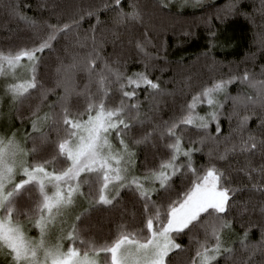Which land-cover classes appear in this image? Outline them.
I'll return each instance as SVG.
<instances>
[{
	"label": "snow or ice",
	"instance_id": "1",
	"mask_svg": "<svg viewBox=\"0 0 264 264\" xmlns=\"http://www.w3.org/2000/svg\"><path fill=\"white\" fill-rule=\"evenodd\" d=\"M242 2L214 12L210 19L221 27L209 29L210 48L230 43L221 39L230 20H251ZM171 6L172 0H156L154 11ZM176 6L197 7L201 0ZM28 7L14 2L9 11L34 29L32 35L0 49V264H264V65L259 73L244 69L202 84L178 114L157 119L156 97L175 89L153 75L164 69L150 63L161 58L146 52L154 39L152 14L138 0H130L128 10L123 0L79 3L54 13L55 23L28 17ZM102 16L125 30L139 29L135 48L144 54L143 70L129 73L119 52L102 54ZM109 31L113 43L120 39ZM61 40L64 52L69 45L81 52L67 63L57 57L55 84L48 87L39 68L48 54L61 51ZM236 82L246 90L233 95L228 88ZM110 93L118 94L114 104ZM33 96L37 102L24 108ZM200 105H206L202 114ZM253 118L255 129L249 127ZM141 147L150 150L144 161ZM197 153L205 163L197 164ZM233 172L247 183H234ZM245 191L259 192L260 202L241 197ZM126 194L140 207L131 230L123 218L135 220L136 211L135 204L121 207ZM97 206L119 208L121 216L114 237L102 242L84 223ZM254 230L259 239H252Z\"/></svg>",
	"mask_w": 264,
	"mask_h": 264
},
{
	"label": "trees",
	"instance_id": "2",
	"mask_svg": "<svg viewBox=\"0 0 264 264\" xmlns=\"http://www.w3.org/2000/svg\"><path fill=\"white\" fill-rule=\"evenodd\" d=\"M14 2L29 5L24 13L28 17L49 20V22L55 23L56 15L54 13L70 10L76 4L88 3L92 2V0H0V49L10 46L12 42L21 43L27 41L34 31L23 20L10 14L9 8ZM123 2L126 10H128L127 4L130 0H123ZM138 2L147 12L152 14L151 26L154 31L151 35L154 39L153 43L146 47V52L157 54L161 58L150 63L155 64L157 69H164L163 72L154 71L153 75L160 77L170 90L175 89L173 95L156 97V102L160 109L157 119L160 117L167 119L173 113L178 114L185 101L191 98L189 94H194L195 90L202 84H206L215 78L226 76L229 72L242 73L244 69L259 73L261 66L264 65V46L261 44V41H264V8L261 7V0H243L241 7L251 13L252 18L249 20L243 16H238L229 21L224 27L221 39H227L230 43L223 49L220 47H209V29L213 25L217 28L221 27L218 22L210 18L218 8L226 6L232 0H213L197 7L186 6L178 8L176 5H172L163 12L154 11L156 0H138ZM41 3H46L47 5L43 11L39 8ZM53 5L55 7H52ZM101 19L105 20L106 23L101 26L103 31L98 32V38L107 41L102 54L108 55L114 51L119 52L122 58L127 61V71L129 73L143 70L141 60L144 59V54L135 48V40L139 36V29L125 30L123 26L114 25L106 16H102ZM206 19L209 22H206ZM83 27L87 28L88 24L84 23ZM109 30L117 31L120 39L113 43ZM161 43L163 48H160ZM63 45L64 41L61 40L60 45L57 46L61 48V51L48 54L45 57L46 63L39 68L41 78L48 87H53L55 84L57 57L64 58L65 63H67L73 54L81 52L79 47L73 45H69L68 51L64 52L62 50ZM157 49H159L158 52ZM173 79L175 83H170ZM78 80L83 85L85 80L83 74L78 76ZM95 90L96 86L93 84V91ZM238 90L244 91L246 89L239 82L229 85L228 91L231 94L235 95ZM141 98H143V93H141ZM117 100L118 94L110 93L108 103L114 104ZM36 102L37 98L33 96L25 101L24 108ZM143 110L147 111V107H144ZM149 115H153V113H149ZM236 122V119L233 118V127H235ZM16 126L20 127L18 122ZM249 127L256 128L255 118L250 120ZM222 128L225 133L228 132L229 126L226 119L222 121ZM133 131L136 132L137 129ZM224 146L222 143L220 150ZM148 151L150 150H145L143 147L138 150L141 161H144ZM205 151H207V148ZM41 155H45V153H41ZM195 159L197 164L206 162L204 153H197ZM229 159L234 160L235 158L229 157ZM147 163L151 166V164L155 163V160L150 157ZM220 166L226 167L227 165L221 162ZM231 178L234 183L236 181L247 183L246 178L239 173H231ZM240 195L243 198H251L253 204H258L261 198L259 192L245 191ZM134 204L136 211L135 220L131 219L127 214L123 218L124 222L129 225L128 230L138 226L141 218L139 215V203L134 196L126 194L121 207L131 210ZM258 218V213L253 216V219ZM120 222L119 208L111 209L104 206H97L91 209L90 214L84 220V223L90 226V233L100 242L113 238L115 225ZM236 230L240 231L238 226ZM252 239H259V233L255 230L253 231ZM184 242L188 243L187 237H184ZM236 246L238 247V244ZM259 259L260 257L257 256V260ZM220 264H223V260H221Z\"/></svg>",
	"mask_w": 264,
	"mask_h": 264
},
{
	"label": "rangeland",
	"instance_id": "3",
	"mask_svg": "<svg viewBox=\"0 0 264 264\" xmlns=\"http://www.w3.org/2000/svg\"><path fill=\"white\" fill-rule=\"evenodd\" d=\"M209 1H213V0H201V4L205 3V2H209ZM179 2V0H172V5H177V3ZM195 2V0H193V3ZM21 76H24L25 73L23 71L20 72ZM0 103H3L2 100H0ZM197 103L199 104V101H197ZM206 110V105H200L197 108V111L201 112V114L203 113V111ZM4 122L2 120H0V129H3L4 127ZM17 127V126H16ZM84 207H87V205L85 204ZM33 235L35 234L34 232L32 233ZM236 238L233 237V240H235ZM102 255V254H101Z\"/></svg>",
	"mask_w": 264,
	"mask_h": 264
}]
</instances>
